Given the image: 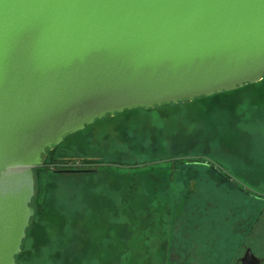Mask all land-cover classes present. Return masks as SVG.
<instances>
[{
  "label": "water",
  "instance_id": "1",
  "mask_svg": "<svg viewBox=\"0 0 264 264\" xmlns=\"http://www.w3.org/2000/svg\"><path fill=\"white\" fill-rule=\"evenodd\" d=\"M263 80L264 0H0V264H18L35 171L69 136Z\"/></svg>",
  "mask_w": 264,
  "mask_h": 264
},
{
  "label": "rangeland",
  "instance_id": "2",
  "mask_svg": "<svg viewBox=\"0 0 264 264\" xmlns=\"http://www.w3.org/2000/svg\"><path fill=\"white\" fill-rule=\"evenodd\" d=\"M52 156L148 166L40 171L19 264H233L245 242L264 259V212L245 240L264 202L252 204L211 168L168 163L204 158L264 194V80L107 117L69 136ZM149 216L156 224L141 231Z\"/></svg>",
  "mask_w": 264,
  "mask_h": 264
},
{
  "label": "trees",
  "instance_id": "3",
  "mask_svg": "<svg viewBox=\"0 0 264 264\" xmlns=\"http://www.w3.org/2000/svg\"><path fill=\"white\" fill-rule=\"evenodd\" d=\"M254 85H256V84H254ZM248 86H253V85H248ZM248 86H245V87H248ZM245 87H243V88H245ZM230 93H232V92H230ZM60 146L49 151L47 153L46 159L44 161V166L35 171L36 197H37V186H38L37 185L38 174L42 170H46V169L55 170L56 169L58 173H62V174H67V173H71V174H94V173L98 172L97 169H99V168H104V167L111 168L112 167V166H102L103 164H113V165L125 166V167H119V166H117V167L122 168L123 170H127V172H131V171H135V170L143 171L144 168L148 166L147 164L136 163L135 165H131V166L127 165V167H126V165L123 163H107V162H103V161H99V160L85 159V158H68V159L67 158L66 159L58 158V159H56V157H54L52 155L55 152V150L57 148H59ZM48 156L50 157V161L47 163ZM168 163H170L172 165L176 164V166L179 165L181 167H187V166H192V165H194V166H205V167L211 168L212 170L217 172V174H219V176L223 179V181H226L228 184L233 183V185H235V186H233L231 184L232 187L237 188V187L241 186V184L239 182H237L234 179H232L231 177H229L225 172H223L219 168L215 169L214 164H212L210 161H208L204 158L177 159V160L173 159L172 161H169ZM241 187H243V186H241ZM242 193L244 195L243 198H245L248 201L251 200L252 204H258V202H256L257 199L261 200V197H264V194H257V193H254V192L246 189V188L243 189ZM36 197H35L34 202H33V206L35 209H36V207H35ZM165 215L169 216V211H166ZM151 218H153V216L147 217L146 220L142 223V226H140L141 231L150 229L151 226L153 227L156 224V222H154V224H153V220ZM160 223L162 225H166V223L164 221L160 220L158 222V224H160ZM32 224H33V222H32ZM21 256H22V254L18 258V264H19V260H20Z\"/></svg>",
  "mask_w": 264,
  "mask_h": 264
},
{
  "label": "flooded vegetation",
  "instance_id": "4",
  "mask_svg": "<svg viewBox=\"0 0 264 264\" xmlns=\"http://www.w3.org/2000/svg\"><path fill=\"white\" fill-rule=\"evenodd\" d=\"M229 184H230V183H229ZM231 184L233 185V183H231ZM231 184H230V185H231ZM232 185H231V186H232ZM233 186H235V185H233ZM241 186H242V185H241ZM241 186H240V187H241ZM237 188H239V187H237ZM241 188H242V190L244 189L243 187H241ZM256 202H258V204H260V202H264V197H261V200H258V199H257ZM260 211H261V212L258 213V215H257V217H256V219H255V221H254V223L252 224V226H251V228H250V230H249V232H248V235L246 236V239H245V240H248L249 235H250V234H253L254 230H255L256 227L258 226V223H259L260 217H261V215L263 214L264 209H263V210H260ZM255 231H256V230H255ZM257 234H258V232H257ZM257 234L254 235L253 237L259 238V236H257ZM242 249H244V252H243V256H244L246 250L249 249V247L246 245V242L244 243ZM250 250H251V249H250ZM251 251H252V250H251ZM253 254H254V253H253ZM243 256H242V257H241V256H238V259H236V261H235L233 264H240L241 259L243 258ZM240 257H241V258H240ZM263 260H264V259H263ZM263 264H264V263H263Z\"/></svg>",
  "mask_w": 264,
  "mask_h": 264
}]
</instances>
